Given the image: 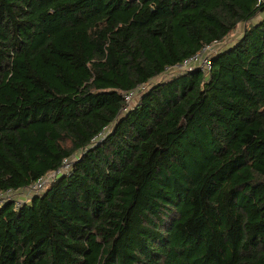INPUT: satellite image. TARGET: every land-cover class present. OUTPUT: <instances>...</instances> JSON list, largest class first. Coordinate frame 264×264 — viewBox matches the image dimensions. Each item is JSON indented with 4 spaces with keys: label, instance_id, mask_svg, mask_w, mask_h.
Returning a JSON list of instances; mask_svg holds the SVG:
<instances>
[{
    "label": "trees",
    "instance_id": "obj_1",
    "mask_svg": "<svg viewBox=\"0 0 264 264\" xmlns=\"http://www.w3.org/2000/svg\"><path fill=\"white\" fill-rule=\"evenodd\" d=\"M70 158L0 264H264V3L0 0V194Z\"/></svg>",
    "mask_w": 264,
    "mask_h": 264
},
{
    "label": "built area",
    "instance_id": "obj_2",
    "mask_svg": "<svg viewBox=\"0 0 264 264\" xmlns=\"http://www.w3.org/2000/svg\"><path fill=\"white\" fill-rule=\"evenodd\" d=\"M260 2L264 3V0H260ZM209 51H210V47L204 48L201 52L197 53L196 55H194L190 59H187L186 61H184V63L182 65L177 66V69L179 71L201 69V71L208 73L210 71V68H211L210 67V56L208 55ZM168 72L173 73L174 71H168ZM168 72H166V73H168ZM144 88L145 87H140L138 90H134V91L129 92L127 95L124 96V99L129 104L132 101L134 94L136 95L137 92H140ZM145 90H146V88L142 92H144ZM141 95H142V93H141ZM102 135L103 134L96 137L94 139V142L101 140V138H103L105 134L103 136ZM71 163H72V158L65 160L63 163V166L61 168H59V170H57L53 173H50L49 175H47L43 179H39L31 187H29L25 191H19V193L23 192V194H25L26 201H27L29 195L41 194L45 190L46 185H48L54 178H57V177L69 172V170L71 168ZM13 193L14 192L8 191L5 194H0V206L6 201H15L17 203L18 199H15L11 195ZM21 202H22V200H21ZM21 202L17 203V204H21Z\"/></svg>",
    "mask_w": 264,
    "mask_h": 264
},
{
    "label": "rangeland",
    "instance_id": "obj_3",
    "mask_svg": "<svg viewBox=\"0 0 264 264\" xmlns=\"http://www.w3.org/2000/svg\"><path fill=\"white\" fill-rule=\"evenodd\" d=\"M263 16L262 15H258L256 18H254L251 22L252 23H256V22H258L261 18H262ZM243 29H244V25H240L237 29H236V31L233 33V37L231 38V41H233V40H235V39H237V38H239L240 36H241V33H242V31H243ZM231 41H226V44H225V46H227L228 45V43L229 42H231ZM174 73H166L165 75H163L161 78H160V80H166V79H169V78H171L172 77V75H173ZM145 89V88H144ZM143 89V90H144ZM143 90H141L140 92H137L136 93V95L134 94V96H133V99H132V101L128 104L130 107L135 103V101L136 100H138V98H139V96L141 95V93H142V91ZM129 107V108H130ZM107 131H108V129L107 130H105V132L103 133V135L105 134V133H107ZM102 135V136H103ZM29 193V192H28ZM15 199H18V202L17 203H20L21 202V197H24L25 195H23V192H21V193H19V192H16V193H13V194H11ZM24 201H22L21 203H23ZM27 202V201H26ZM26 202H24V203H26Z\"/></svg>",
    "mask_w": 264,
    "mask_h": 264
},
{
    "label": "crops",
    "instance_id": "obj_4",
    "mask_svg": "<svg viewBox=\"0 0 264 264\" xmlns=\"http://www.w3.org/2000/svg\"><path fill=\"white\" fill-rule=\"evenodd\" d=\"M23 195H25V194H23ZM22 199V201H24V202H26V197L24 196V197H21ZM23 199H25V200H23Z\"/></svg>",
    "mask_w": 264,
    "mask_h": 264
}]
</instances>
